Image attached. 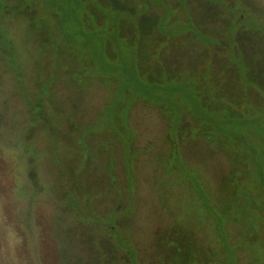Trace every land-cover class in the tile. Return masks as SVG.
I'll use <instances>...</instances> for the list:
<instances>
[{"label":"trees","instance_id":"obj_1","mask_svg":"<svg viewBox=\"0 0 264 264\" xmlns=\"http://www.w3.org/2000/svg\"><path fill=\"white\" fill-rule=\"evenodd\" d=\"M234 1L0 0V70L28 116L20 137L31 142L25 148L35 163L44 157L55 177L47 185L63 189L70 205L78 203L73 187L90 184L83 171L89 179L98 169L93 187L82 188L86 200L101 186V174L104 183L114 180L113 161L95 144L100 133L82 135L99 124L125 151L132 194L125 212L131 214L136 131L130 119L137 107L156 111L164 148L156 157L163 167L161 202L170 204L176 193L179 201L172 229L177 243H166L174 248L171 264H264V29L253 22L255 14L264 18V7ZM38 49L47 64L36 69ZM15 58L27 59L26 67L18 68ZM61 83L77 94L59 104ZM95 83L106 88L104 103L90 123L77 125L76 102ZM68 103L73 109L65 113ZM39 131L47 139L42 154L34 145ZM201 143L208 155L197 151ZM192 145H199L197 152ZM215 154L228 169L212 180L207 160ZM132 222L130 215L122 229L115 222L100 226L131 264H141L137 245L124 234L134 233Z\"/></svg>","mask_w":264,"mask_h":264},{"label":"rangeland","instance_id":"obj_2","mask_svg":"<svg viewBox=\"0 0 264 264\" xmlns=\"http://www.w3.org/2000/svg\"><path fill=\"white\" fill-rule=\"evenodd\" d=\"M192 1L194 0H190V3ZM224 1L227 4L235 3L234 0ZM241 2L249 8L264 7V0ZM253 22L264 29L263 16L255 14ZM45 38L47 37L43 36L38 40L43 48L48 45ZM34 55L35 59L39 60L40 49L36 50ZM15 59L18 68L26 67L27 59ZM36 62L34 65L36 69L41 68L43 63L47 64V58L44 56ZM9 80L0 70V264H93L95 261L99 264L104 262L131 264L127 253L116 248L113 236L100 226L104 222H115L119 224L117 227L122 229L129 223L130 215L133 218L130 224L134 233L127 231L124 234L131 240V244L137 245L135 246L137 260L141 264H171L174 248L166 243L171 241L177 243V236H174L172 229L174 220L177 225L179 201L176 193L169 198L170 204L167 201V204L161 202L163 192H160L157 182L163 167L156 157L164 148L161 144L162 122L156 111L137 107L133 109L130 119V125L136 131V141L129 155L131 161L129 169L134 175L135 182L133 197L136 199L135 202L131 201L132 207L128 211L131 214L125 212L129 208V197L132 196L129 193V180L125 172V151L117 139L107 140L109 131L104 129L102 131V125L99 124L89 127L82 135L89 129H97L100 133L95 138V144L106 149L103 151L106 152L104 153L106 161H113L114 180L109 183L105 179L104 183L101 174V186H95L93 193L95 196L86 200L82 196V188L89 189L91 183H96L97 178L98 169H95L96 165L93 163L95 165L91 171L93 177L88 179L86 171L82 172L83 182L88 180L90 184L80 183L73 187L72 193L75 192L77 195L78 205H70L63 189L55 191L47 185L55 177L52 168L45 163L44 157L40 155L35 163L31 153L25 148L29 147L31 142L21 138L20 132L25 128L28 116L19 96L11 89L12 84ZM84 90L83 101L76 102L75 113L72 116L74 123L80 126L90 123V119L100 111L106 95V88L96 83ZM55 91L59 104L67 102L77 94L73 86L62 83L56 85ZM64 107L65 113L66 110L69 112L73 109L71 103ZM45 137L42 131L34 136V145L41 154L47 150ZM106 141L109 146L102 145ZM65 144L64 141L62 148L68 150ZM201 146L198 148L199 145H192L193 151H201L208 155L207 147L203 144ZM74 149L77 158L72 160L77 162L80 152ZM209 157L207 176L213 180L227 171L228 162L219 154ZM172 178L168 177L169 180ZM169 189L172 192L177 190ZM85 193L91 196V192ZM115 210L121 214L114 216ZM173 215L176 218L173 219ZM95 218L101 220L100 225L94 224L97 222Z\"/></svg>","mask_w":264,"mask_h":264}]
</instances>
